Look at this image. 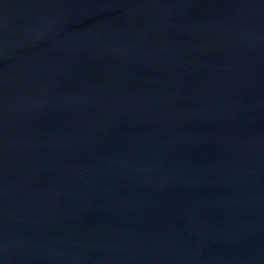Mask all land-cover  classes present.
Wrapping results in <instances>:
<instances>
[{"label":"water","instance_id":"95a60500","mask_svg":"<svg viewBox=\"0 0 264 264\" xmlns=\"http://www.w3.org/2000/svg\"><path fill=\"white\" fill-rule=\"evenodd\" d=\"M0 264H264V0H0Z\"/></svg>","mask_w":264,"mask_h":264}]
</instances>
